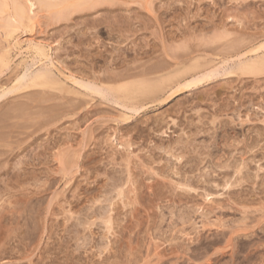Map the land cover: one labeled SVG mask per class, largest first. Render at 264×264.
<instances>
[{"label":"rangeland","instance_id":"374dc122","mask_svg":"<svg viewBox=\"0 0 264 264\" xmlns=\"http://www.w3.org/2000/svg\"><path fill=\"white\" fill-rule=\"evenodd\" d=\"M105 1L61 21L54 13L65 6L42 12L37 38L59 70L97 86L144 70L153 80L194 60L220 72L166 103L139 97L138 112L69 82L2 98L0 264H259L264 73L236 66L264 55L246 53L264 42V0ZM8 46L0 36V63L11 65L0 87L26 68Z\"/></svg>","mask_w":264,"mask_h":264},{"label":"bare ground","instance_id":"6f19581e","mask_svg":"<svg viewBox=\"0 0 264 264\" xmlns=\"http://www.w3.org/2000/svg\"><path fill=\"white\" fill-rule=\"evenodd\" d=\"M9 1H11L10 3H12L11 4L12 5L11 12L10 13L7 12V14L6 13L3 14V11L5 10V4L7 3V0H0V36H1L2 40H4L5 42H7L9 44L8 47L11 50L16 52V54H17L16 56L22 57L23 61L25 62L26 68H25V72L22 75H18L13 80V85L12 86L10 85V87L9 86L8 87H5V86H1L0 87V100L2 98L6 97V95H8L9 93H16V92L18 93L19 90L21 91V89L23 87L28 88V89H30V88L31 89L32 88H34V89H36V88H49L50 87L52 89L53 88L54 89L57 88L58 91H65L67 89V88H65V85H66L65 82H69L67 84H71L72 83L74 85H78V86H80L82 88H85V90H88L89 93L92 94V96H94V95L97 96L98 95L100 97L102 96V98H103V97H105L104 95L108 96V94H112L115 97L110 95V98H111V96L115 98V99L112 98L114 100H116L118 98L117 99V104H118V101H122L123 103H125V104L122 103L123 107L126 105L125 108L126 109L128 108L127 110L137 111L138 112V108L139 107H138V104L136 105V102H137L136 99L137 98L139 99V97H142L144 99L143 96H145V97L150 96V97H154L155 99L159 100V103L161 101L162 102L165 101V103H166V102L170 101L171 99L179 96L183 92L191 91V89H196L197 86H199L200 84H202L205 81L209 82V80L211 78H214V76L216 77V75H215L216 72H220L219 70L218 71L216 70V72L212 71L210 68H209L210 70H207L208 66H210V65L203 66V65H200L201 64L200 63V64H198L200 66L199 67L196 64L198 61L194 60V62H195L194 65H192V63L190 64V66L187 64L188 68H187L186 65H185L186 67H183V65H182L181 68H178V71L175 70V72H173L175 68L173 69V71L172 70H168L167 71V70L164 69V72L166 71L165 73L169 72V73L166 74V76H163L162 74H159L158 75L159 78H158L155 73H152V74H154V75H151V76H153V80H155L154 79L155 77L157 78V80H155V81L150 80L151 79L150 76L148 77L149 78L148 80L145 79V78H147L146 74L150 75L151 73H147L148 70L146 72L144 70L143 72H145V75H144L143 72H141L143 75L141 73L139 74V72H138V76L134 75L135 73L134 74L131 73V76H127L126 75V77H124L122 75V77H124V78L119 76L121 78V81L118 80L119 83L117 82V84L114 83V81H113L114 85L109 84V83L106 85L105 83H102L103 81H101V80H99L100 82L98 83V84H100V86L99 85L97 86L95 82L94 83H89L88 85H85L87 83L84 84L83 81L81 82L80 79H79L80 80L79 81L76 78V76L73 73H71L69 70L68 71L66 70L67 72L66 71H62L63 70L62 68H61L62 70H59V68L57 67V64L55 63L56 60L55 61L53 60L52 55L50 53V48H49L50 44L47 45V44H45V42H43L42 40L37 38L38 37L37 34H39L38 33V29L41 27V24H42V23H40V22H42V21H40V20H42V19H40V17L42 16V12L43 11H50L51 9H53V7L56 6V8H57V5H60V7L61 6H65V7H63L65 10H58L54 14L55 15L57 14L56 16L58 18H60L59 20L61 21V20H63L66 17V14H69V13H67V11L70 12V16H71V14L74 13V11L71 10V9H74L75 7L78 8V7H82L83 6V8H81V9L84 10V8L88 6L87 9L90 11V9H89V4L90 3L91 4L94 3L95 5L96 4L105 5V4H103V0H101V1L97 0V1L102 2V3H97L96 0H89V1L87 0L88 3L85 1V3H86L85 5L80 4V3H84L83 0H80L81 2L79 0L78 1H74L75 5L73 4V1H72V3H70L71 0H67V1L66 0H23L22 2H24L26 4L25 8H27V11L29 13L28 15H30V19L27 22L24 21L23 16L19 13L20 10L18 9L17 3L20 4L21 2H19L18 0H9ZM92 1H94V2H92ZM107 1L110 3V0H107ZM107 1H105V2L107 3ZM111 1H114V0H111ZM148 1H150V2L148 3ZM151 1L152 0H147L146 3L149 5L151 3ZM76 2H80V3H78L79 5H77ZM152 4H153V1H152ZM60 7L58 6V8H60ZM56 8H54L53 12H55V10L58 9V8L57 9ZM90 8L91 9L93 8V4L90 6ZM81 9H80V11H81ZM60 11H63V12L66 11L65 15H64V13H61ZM77 11H79V10H75V13ZM53 12H51L50 14H48V12H47V14L50 15L49 17H51V15H53V18L55 17ZM58 13H59V16H63V17H59ZM60 13H61V15H60ZM1 14H3V17H2ZM26 19H28V18H26ZM19 30L22 31V33H23L22 35L18 34ZM40 34H41V32H40ZM25 35H27L26 38H25ZM204 35H205V33H204ZM212 37L210 38V42H212L214 40V38H212ZM211 39H213V40H211ZM206 42H204V43H206ZM217 42H218V40H217ZM258 43H260V42H258ZM252 44H254V43L252 42ZM248 45L250 46L251 44H248ZM248 45H245V47L246 46L248 47ZM263 48H264V42H262L261 44H257V45L255 44L252 48H249V52H251V53H249V52H246V53L247 54H252L254 56V55H257L258 51H260ZM176 49H178V48H176ZM262 54H260L261 56H254L252 58L249 57L250 58V59L248 58L249 60L246 59V61H243V62L241 60H239V62L241 61L240 63L238 62L239 64L237 62H235V60H234L233 62H235V64L237 63V66H236L237 67L236 68V73L238 72L237 75L238 74H240V75H259V74L264 73V55L262 56ZM243 55H240V56L242 57ZM240 56H238V57H240ZM233 58H234V56H233ZM243 58H244V56H243ZM236 59H237L236 61H238L237 57H236ZM1 61H3L2 56L0 57V62ZM224 64H226V63H224ZM235 64H234V66H235ZM37 65H39L41 68L38 71H36V72L34 71L35 73L29 74V71H30L31 67L35 68L34 66H37ZM10 66H11L10 65V61H8L6 64L0 63V68L2 70L5 69V68H6V70H10ZM176 67H178V66H176ZM198 67H199V69H198ZM201 67H202V69H201ZM206 67H207V69H206L207 71H204ZM210 67H212V66H210ZM230 67L228 69V73H231L232 70L235 69L234 67H233V69H231L232 67L231 68ZM52 68H54L55 70H57L59 72V76L61 78H59V76L58 77L55 76L56 73L54 75V73L52 72ZM157 68H159V67H157ZM203 68H204V70H203ZM195 69H198L199 71L198 72H192ZM200 69L203 70L204 72L200 71ZM2 70H1V72H3ZM155 70L157 72L159 71L158 69L154 68L153 71L156 72ZM222 70H223V68H222ZM230 70H231V72H230ZM161 71H162L161 73H163V69ZM170 71H172V72L170 73ZM208 71H210V72H208ZM225 71L226 70L221 71V73L222 72L224 73ZM190 72L192 74H190ZM228 73H227V75H228ZM233 73L230 74V75H233ZM140 75H142L141 78L139 77ZM217 75H218V73H217ZM234 75H236V74L234 73ZM134 76H137L140 79H138L137 77L134 78ZM117 79H118V77H117ZM91 81H94V79L91 80ZM103 84H105V85H103ZM66 86H68V85H66ZM68 89H69V86H68ZM68 89H67V91H68ZM73 94H75V93H73ZM88 95H90V94H88ZM94 98H96V97H94ZM114 100H113V102H114ZM139 100H141V99H139ZM154 101H152V103ZM115 103H116V101H115ZM139 103H140L139 105H141V107H143L142 102H139ZM121 108H122V106H121ZM64 170L66 172V169H64ZM107 222H108V223H106L107 228L110 229L111 226H112L111 225L112 223H111L110 220L107 221ZM109 224L111 225L110 228L108 226ZM201 227H203V228L206 227L205 223ZM235 234H236V232H235ZM185 235H187V234H185ZM229 241L232 244L231 240H229ZM229 246H231V245H229ZM262 262L264 264V260L259 262V264L260 263L262 264Z\"/></svg>","mask_w":264,"mask_h":264}]
</instances>
